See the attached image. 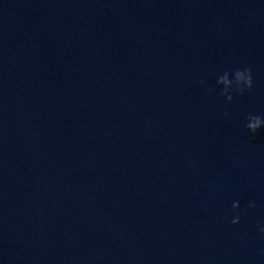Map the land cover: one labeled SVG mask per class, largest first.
I'll list each match as a JSON object with an SVG mask.
<instances>
[{"label": "water", "instance_id": "water-1", "mask_svg": "<svg viewBox=\"0 0 264 264\" xmlns=\"http://www.w3.org/2000/svg\"><path fill=\"white\" fill-rule=\"evenodd\" d=\"M249 114L264 0H0V264H264Z\"/></svg>", "mask_w": 264, "mask_h": 264}, {"label": "clouds", "instance_id": "clouds-1", "mask_svg": "<svg viewBox=\"0 0 264 264\" xmlns=\"http://www.w3.org/2000/svg\"><path fill=\"white\" fill-rule=\"evenodd\" d=\"M199 83L203 84V81ZM217 85H222V91L220 92L221 96H225L227 100L232 99V93L243 94L246 90H250L253 86L252 80V72L250 68H244L243 70L236 69L230 78V74L228 71H225L222 75H220L216 81ZM209 92L214 91V89L209 88ZM227 116V112L224 113ZM248 121L245 124V128L248 132L255 133L258 129L264 127V118L258 115L249 114L245 117ZM232 210H235L239 207V202L232 203ZM247 208H255V204L249 202ZM240 215L239 213H235L231 219V224L235 225L239 223ZM260 231L264 233V228H261Z\"/></svg>", "mask_w": 264, "mask_h": 264}]
</instances>
